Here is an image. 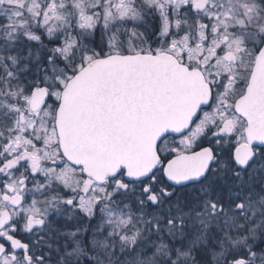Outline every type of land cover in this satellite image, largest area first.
Listing matches in <instances>:
<instances>
[{
    "label": "snow or ice",
    "instance_id": "1",
    "mask_svg": "<svg viewBox=\"0 0 264 264\" xmlns=\"http://www.w3.org/2000/svg\"><path fill=\"white\" fill-rule=\"evenodd\" d=\"M0 264H264V0H0Z\"/></svg>",
    "mask_w": 264,
    "mask_h": 264
}]
</instances>
